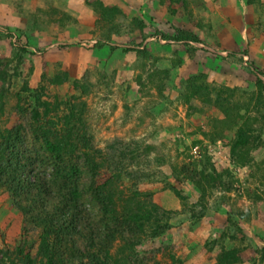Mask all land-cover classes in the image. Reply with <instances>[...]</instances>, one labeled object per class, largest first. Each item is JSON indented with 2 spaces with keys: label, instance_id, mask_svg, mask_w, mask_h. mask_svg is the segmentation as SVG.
<instances>
[{
  "label": "rangeland",
  "instance_id": "obj_1",
  "mask_svg": "<svg viewBox=\"0 0 264 264\" xmlns=\"http://www.w3.org/2000/svg\"><path fill=\"white\" fill-rule=\"evenodd\" d=\"M33 93L57 130L103 152L93 186L112 178L116 213L104 263L264 264V0H0V142L18 135L47 175ZM73 163L81 227L98 233L81 153ZM37 245L0 187V264H21L18 247L35 264Z\"/></svg>",
  "mask_w": 264,
  "mask_h": 264
},
{
  "label": "trees",
  "instance_id": "obj_2",
  "mask_svg": "<svg viewBox=\"0 0 264 264\" xmlns=\"http://www.w3.org/2000/svg\"><path fill=\"white\" fill-rule=\"evenodd\" d=\"M176 39L186 40L187 34L179 33ZM24 91L31 93L27 86ZM33 94L36 103L31 110L34 121L33 134L39 143L34 156L40 167L47 169L49 173L41 175L39 169L36 170L29 152L20 148L21 141L18 135L7 133L0 142V187L9 193L13 205L26 222L37 230L38 245L32 262L63 264V259H67L73 264H106L102 259V253L97 249L102 247L101 235L105 237L108 235L116 213L113 204L114 193L111 190L114 185L112 178L110 177L102 186H93L104 167L101 165L103 152L93 147L91 138L75 137L76 133L68 129L70 128L68 123L57 130L55 123L49 119V113L52 112L49 105L41 101V94ZM17 97L19 99L20 95ZM68 119L74 122L75 127H87L84 126L80 115L74 113V108H70ZM234 142L238 147L241 145L237 139ZM121 145L122 142H116L110 149L112 151L114 149L115 153L117 152L115 149ZM77 153H81L83 165L89 172L93 201L99 205L101 228L98 233L95 229L84 230L81 227L80 172L78 165L73 163ZM119 155L121 156L120 153ZM105 156L106 160H109L107 166L114 162L109 159L107 152ZM111 158L114 159V156ZM22 200H25L24 204H20ZM157 228L159 227L154 228L153 235L159 237L162 233ZM79 241L84 245L82 251L76 245ZM16 252L18 253H15V256L21 260V264H27L30 256L22 254L23 250L20 247ZM21 255L24 258H20ZM103 257L108 259L106 256Z\"/></svg>",
  "mask_w": 264,
  "mask_h": 264
}]
</instances>
